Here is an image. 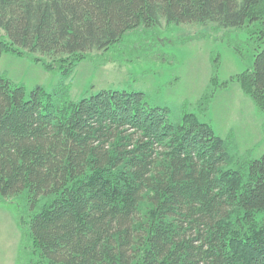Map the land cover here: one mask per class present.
Listing matches in <instances>:
<instances>
[{
    "label": "trees",
    "instance_id": "trees-1",
    "mask_svg": "<svg viewBox=\"0 0 264 264\" xmlns=\"http://www.w3.org/2000/svg\"><path fill=\"white\" fill-rule=\"evenodd\" d=\"M163 21L245 30L257 54L233 81L264 114V0H0V59L68 77ZM169 114L144 93L72 102L0 75V206H28L19 264H264V156L238 161L197 114Z\"/></svg>",
    "mask_w": 264,
    "mask_h": 264
},
{
    "label": "rangeland",
    "instance_id": "rangeland-1",
    "mask_svg": "<svg viewBox=\"0 0 264 264\" xmlns=\"http://www.w3.org/2000/svg\"><path fill=\"white\" fill-rule=\"evenodd\" d=\"M248 39L242 29L213 23L168 26L163 21L127 33L107 52H93L68 77L47 69L34 56L14 53L2 55L0 75L23 87L28 96L42 87L63 91L64 99L72 102L102 91L144 93L151 104L170 111L172 123L197 114L236 160L252 162L264 156V114L233 81L254 66L257 52ZM27 211L23 198L0 206V264L20 263L23 234L17 215Z\"/></svg>",
    "mask_w": 264,
    "mask_h": 264
}]
</instances>
